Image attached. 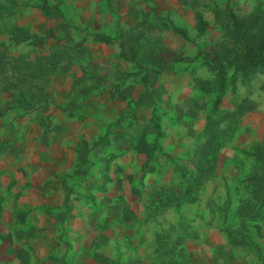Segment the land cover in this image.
Returning <instances> with one entry per match:
<instances>
[{
	"label": "rangeland",
	"instance_id": "rangeland-1",
	"mask_svg": "<svg viewBox=\"0 0 264 264\" xmlns=\"http://www.w3.org/2000/svg\"><path fill=\"white\" fill-rule=\"evenodd\" d=\"M232 13L256 54L264 0H0V185L5 175L29 178L50 167L47 184L79 198L84 210L97 196L112 197L118 217L127 216L123 230L140 219L151 263L264 264V218L252 227L257 250L232 246L222 233L227 192L249 176L241 151L264 138V70L234 65L221 83L212 65L214 57L240 58ZM177 63L195 93L177 111L188 142L173 157L161 147L164 133L155 140L152 119L161 127L171 121L175 95L160 75ZM220 85L218 114L243 99L254 110L209 168L199 146ZM234 201L244 210L251 204L249 194ZM71 205L65 201V214Z\"/></svg>",
	"mask_w": 264,
	"mask_h": 264
},
{
	"label": "crops",
	"instance_id": "crops-1",
	"mask_svg": "<svg viewBox=\"0 0 264 264\" xmlns=\"http://www.w3.org/2000/svg\"><path fill=\"white\" fill-rule=\"evenodd\" d=\"M183 67L168 64L160 75L167 82L163 85L167 94L175 95L167 114L171 121L160 126L165 134L163 152L173 157H178L188 142L184 133L188 126L177 120V111L183 102L193 100L188 94L195 93L185 83ZM145 155L147 152L139 158ZM52 171L48 167L41 173H31L29 178L8 174L1 179L0 264H156L150 261L148 236L138 233L141 221L133 217L135 202L128 207L134 222L126 232L123 221L127 222V216L118 217L116 200L111 197L103 202L97 196L94 206L84 210L79 198L70 197L57 184H47ZM68 199L73 213L65 214ZM105 204H109V213ZM77 205L81 208L75 210Z\"/></svg>",
	"mask_w": 264,
	"mask_h": 264
},
{
	"label": "trees",
	"instance_id": "trees-1",
	"mask_svg": "<svg viewBox=\"0 0 264 264\" xmlns=\"http://www.w3.org/2000/svg\"><path fill=\"white\" fill-rule=\"evenodd\" d=\"M196 18L199 24L203 26L201 17L196 15ZM230 20L238 39L234 44V51L240 54V58L217 59L214 57L212 65L215 64L217 66V77L221 83L224 82L227 69L234 65L242 66L248 70H264V45L254 54L251 49V39L247 36V30L243 29L241 24L237 22L238 17L232 13L230 14ZM173 31L183 39H187L186 33L182 29L173 27ZM159 62L160 67L165 65L163 61L159 60ZM56 68V65L53 66V74L56 73ZM224 94L225 90L220 85L212 101L211 109L206 116V124L203 130L204 142L199 146L201 160L203 164H208L209 168L214 165L217 153L223 142L227 137L234 134L241 117L247 112L254 110L253 102L249 99H243L235 104L233 109L223 111L220 113L221 116L218 117L220 115L218 114L220 111L219 105ZM152 125L155 129V140L162 138L163 132L159 122L153 118ZM241 152L245 155L246 160L249 161V176L227 192V198L221 209L224 225L222 233L232 246L257 250L259 245L252 235V227L258 223L259 218H264V138L256 143L253 150ZM255 188H259V191L255 190ZM246 194H249L251 204L247 205L245 207L246 210H244L238 204L241 200L238 203H235L234 200L236 197H243Z\"/></svg>",
	"mask_w": 264,
	"mask_h": 264
}]
</instances>
